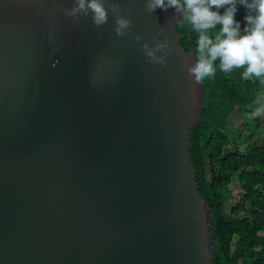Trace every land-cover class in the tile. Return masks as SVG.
Here are the masks:
<instances>
[{
    "label": "water",
    "instance_id": "water-1",
    "mask_svg": "<svg viewBox=\"0 0 264 264\" xmlns=\"http://www.w3.org/2000/svg\"><path fill=\"white\" fill-rule=\"evenodd\" d=\"M148 2L104 0L97 26L76 0H0V264H213L204 81L183 9Z\"/></svg>",
    "mask_w": 264,
    "mask_h": 264
},
{
    "label": "trees",
    "instance_id": "trees-1",
    "mask_svg": "<svg viewBox=\"0 0 264 264\" xmlns=\"http://www.w3.org/2000/svg\"><path fill=\"white\" fill-rule=\"evenodd\" d=\"M236 6L234 19L243 29L249 9L243 14L240 0H236ZM177 29L186 51H196L199 34L193 31L186 14L185 20L179 19ZM218 29L219 25L209 31ZM218 63L216 73L203 79L204 119L190 129L189 147L198 195L213 218L211 261L264 264V132L258 130V117L253 122L247 120L246 125L251 124L253 129L249 135L236 134L232 128L235 116H251L249 109L259 106L264 98V82L243 79L242 68L224 73ZM234 183L239 186L237 199L231 189Z\"/></svg>",
    "mask_w": 264,
    "mask_h": 264
},
{
    "label": "clouds",
    "instance_id": "clouds-1",
    "mask_svg": "<svg viewBox=\"0 0 264 264\" xmlns=\"http://www.w3.org/2000/svg\"><path fill=\"white\" fill-rule=\"evenodd\" d=\"M240 3L249 9L244 17L246 23L243 29L240 21L234 19L236 0H149L148 8L180 7L185 11L193 31L199 34L196 61L189 68L194 80L199 82L212 77L217 71L215 62L218 61V67L224 73L242 68L243 79L255 78L264 82V0H240ZM221 8H224L223 13L219 12ZM81 11L91 12L92 22L97 26L108 18L104 0H76L68 14L75 16ZM130 23L128 18L118 17L116 34L124 35ZM217 25L218 31L210 33L209 30ZM262 111L264 105L252 115Z\"/></svg>",
    "mask_w": 264,
    "mask_h": 264
},
{
    "label": "rangeland",
    "instance_id": "rangeland-1",
    "mask_svg": "<svg viewBox=\"0 0 264 264\" xmlns=\"http://www.w3.org/2000/svg\"><path fill=\"white\" fill-rule=\"evenodd\" d=\"M241 11L244 14L246 11V7L242 6ZM258 104H259L258 107H252L249 109L251 116L248 115L249 113L246 115L243 113L242 115H237L232 119V128L235 130L236 134H239V132H242V134H244V135H249L253 131V129L251 127V124L246 125V122H247V120H249L250 122H253L256 117H258V120H259L258 130L264 132V111H262L260 114H258L256 116L252 115V113L257 108H260L261 105H264V98L261 102H258ZM255 124H257V123L255 122ZM231 189L234 192V198L237 199V195H239V193H236L237 191H239V186H237V183H234L231 186Z\"/></svg>",
    "mask_w": 264,
    "mask_h": 264
}]
</instances>
